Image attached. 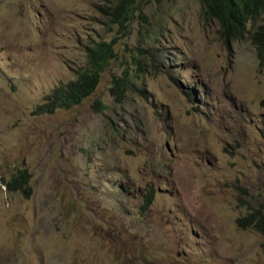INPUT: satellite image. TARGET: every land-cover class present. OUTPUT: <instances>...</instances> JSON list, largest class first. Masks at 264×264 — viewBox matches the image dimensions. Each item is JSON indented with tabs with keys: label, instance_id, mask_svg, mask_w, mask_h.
Instances as JSON below:
<instances>
[{
	"label": "rangeland",
	"instance_id": "rangeland-1",
	"mask_svg": "<svg viewBox=\"0 0 264 264\" xmlns=\"http://www.w3.org/2000/svg\"><path fill=\"white\" fill-rule=\"evenodd\" d=\"M135 3L123 28L110 0H0V264H264L236 220L264 210V59L198 0ZM111 40L95 91L40 113ZM18 169L28 195L5 186Z\"/></svg>",
	"mask_w": 264,
	"mask_h": 264
},
{
	"label": "trees",
	"instance_id": "trees-1",
	"mask_svg": "<svg viewBox=\"0 0 264 264\" xmlns=\"http://www.w3.org/2000/svg\"><path fill=\"white\" fill-rule=\"evenodd\" d=\"M201 4V13L204 18L215 20L218 23L221 34L227 40H235L250 35L252 44L256 48L257 55L264 59V0H198ZM140 9L135 0H110L109 5H104V12L111 22L120 27L127 28V23L133 16L134 9ZM114 40L109 42L99 41L94 45L85 46V62L74 73V78L57 83L44 98V103L39 107L40 113H53L58 109H69L80 104L89 97L97 88L101 74L110 61L116 56ZM110 92L118 102H122L128 89L124 76L114 75L111 78ZM190 101H194L195 94L186 92ZM100 105H98V104ZM97 111H101L103 105L96 100ZM30 174L24 169H18L8 180L5 186L9 192H21L30 194ZM129 188L128 185L124 186ZM126 191V189H125ZM152 186L142 192L141 211L147 210L154 199ZM247 213L236 218L241 227H255L258 232L264 233V210ZM250 216V217H249Z\"/></svg>",
	"mask_w": 264,
	"mask_h": 264
},
{
	"label": "clouds",
	"instance_id": "clouds-1",
	"mask_svg": "<svg viewBox=\"0 0 264 264\" xmlns=\"http://www.w3.org/2000/svg\"><path fill=\"white\" fill-rule=\"evenodd\" d=\"M194 107H196V106H194Z\"/></svg>",
	"mask_w": 264,
	"mask_h": 264
}]
</instances>
